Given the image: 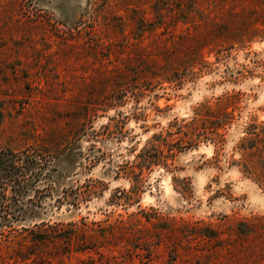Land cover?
<instances>
[{
  "label": "rangeland",
  "instance_id": "obj_1",
  "mask_svg": "<svg viewBox=\"0 0 264 264\" xmlns=\"http://www.w3.org/2000/svg\"><path fill=\"white\" fill-rule=\"evenodd\" d=\"M0 148V264H264V0H0Z\"/></svg>",
  "mask_w": 264,
  "mask_h": 264
},
{
  "label": "trees",
  "instance_id": "obj_2",
  "mask_svg": "<svg viewBox=\"0 0 264 264\" xmlns=\"http://www.w3.org/2000/svg\"><path fill=\"white\" fill-rule=\"evenodd\" d=\"M42 173L36 154L0 148V228L23 219L21 200L26 192L37 190Z\"/></svg>",
  "mask_w": 264,
  "mask_h": 264
}]
</instances>
